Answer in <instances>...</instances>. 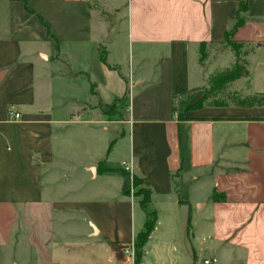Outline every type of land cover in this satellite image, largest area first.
<instances>
[{
    "label": "crops",
    "instance_id": "crops-1",
    "mask_svg": "<svg viewBox=\"0 0 264 264\" xmlns=\"http://www.w3.org/2000/svg\"><path fill=\"white\" fill-rule=\"evenodd\" d=\"M247 2L250 97L264 0ZM112 4L111 25L92 0H0V264H135L132 175L158 212L138 264H264V106H196L210 74L192 69L238 0Z\"/></svg>",
    "mask_w": 264,
    "mask_h": 264
},
{
    "label": "trees",
    "instance_id": "trees-1",
    "mask_svg": "<svg viewBox=\"0 0 264 264\" xmlns=\"http://www.w3.org/2000/svg\"><path fill=\"white\" fill-rule=\"evenodd\" d=\"M248 2L247 0H238V12L236 17V24L233 29L226 33L225 43L228 46H231L236 51L237 55V62L234 67L218 72L217 74L213 75L209 80V85L205 89L204 95L202 99L198 102L196 106L200 107L204 104H215L224 106L229 104V102H210V91L211 94H218L220 93L229 83L235 82L237 80L250 77V71L248 69V64L241 60L240 52L237 47H243V44L236 42L234 40L235 32L244 25L245 20L242 16L243 13L248 11ZM102 60L107 63V53L102 51ZM129 97V91L126 95V100ZM233 104L240 105V106H264V94H257L255 96H250L245 99L238 100L237 102H232ZM133 176V178H132ZM132 187L135 188V193L133 197L135 199H139L138 203L140 207L146 214V221L144 228L139 232L135 241H134V248H135V264L140 263L144 254V247L146 246L147 242L149 241L153 231L155 230L157 221H158V212L152 206V190L147 185L146 181L142 178H139L136 175H132ZM139 185H142L139 187ZM146 187V189L143 188ZM130 195L131 189L129 191ZM143 197V198H142ZM216 197V196H215ZM215 199V198H214ZM217 200V199H216Z\"/></svg>",
    "mask_w": 264,
    "mask_h": 264
},
{
    "label": "rangeland",
    "instance_id": "rangeland-1",
    "mask_svg": "<svg viewBox=\"0 0 264 264\" xmlns=\"http://www.w3.org/2000/svg\"><path fill=\"white\" fill-rule=\"evenodd\" d=\"M112 1L113 0H92V6L96 10H98L102 14V16H104L110 22L111 25L115 23L116 19L114 17H116L117 15L115 12V7L112 6L113 5ZM120 1H123V0H120ZM237 49L240 52L241 60L248 64V62L246 61L247 59L246 57H247L248 52L250 51V47L243 46L240 48L237 47ZM237 60L238 58L236 55V51L234 50V48H232L231 46H228L226 43L222 45L206 44L202 46L199 56H198V61L192 64V69H193V72H195L199 67L204 69L205 72L208 73V75L210 74V77L208 79L209 81L210 78L213 75L217 74L218 72L234 67ZM255 73L256 72H254L255 77L253 78L252 84H253V88L255 87L256 89H259V87H261L260 86L261 84L264 85V80H262V83H261L257 74ZM251 76L253 77V75ZM249 78L250 77L243 78V79L227 84V86L218 94H215V95L211 94L213 91L212 92L210 91L209 95L211 99H209V101L210 102L232 103V102H237L238 100H241V99L248 98L246 97V94L250 92V87H251ZM208 81H207V84L209 85ZM205 89L206 87L203 88L204 92H205ZM111 110L113 111V109ZM140 186L142 185H139V187ZM143 188L146 189L145 186H143ZM135 190H136L135 188H131L132 197H133V194L135 193ZM135 201L138 202L139 199H135ZM132 247L134 248V243L132 244ZM132 257L134 258V262H135V248H134V254Z\"/></svg>",
    "mask_w": 264,
    "mask_h": 264
},
{
    "label": "built area",
    "instance_id": "built-area-1",
    "mask_svg": "<svg viewBox=\"0 0 264 264\" xmlns=\"http://www.w3.org/2000/svg\"><path fill=\"white\" fill-rule=\"evenodd\" d=\"M8 113H9V117H10V120L12 121H17V120H20L22 118V115L20 112L16 111V108L14 106H10L9 110H8ZM124 170L126 172H131L130 170V167L125 164L124 165ZM126 253L130 254L131 256H133L134 254V248L131 246V248H129ZM202 264H214L213 260L212 259H203Z\"/></svg>",
    "mask_w": 264,
    "mask_h": 264
}]
</instances>
